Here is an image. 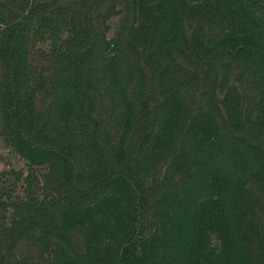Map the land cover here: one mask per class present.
<instances>
[{
  "label": "trees",
  "instance_id": "trees-1",
  "mask_svg": "<svg viewBox=\"0 0 264 264\" xmlns=\"http://www.w3.org/2000/svg\"><path fill=\"white\" fill-rule=\"evenodd\" d=\"M12 1L0 0V138L11 154L36 169L41 183L35 184L33 173L22 178L21 173L11 172L15 184L22 180L34 189L31 196L26 193L25 200L14 193L13 186L2 192L12 200L0 201V207L4 212L11 207L13 212L0 234L13 238L20 225L19 211L27 201L42 214L49 207H60L66 226L86 227L85 252H74L72 259L62 251L55 264H156L163 260L171 264H249L244 211L237 196L230 193L225 171L215 166L201 168L204 172L199 181L203 185L197 182L193 196L187 198L184 228L179 225L176 232L167 222V229L160 234H146L145 196L137 191L134 178L112 171L105 147L113 165H121L127 136L134 128V108L129 100L113 121L111 88L116 87L117 70L133 71L138 82L134 97L143 108L149 99L148 94V99L138 96L143 78L157 79L149 86L155 90L159 85L160 93L163 86L174 83L171 64L163 63L149 73L150 66H155L152 57L167 47L180 59L189 79L186 85L193 88L202 71L195 67L208 72L213 58L221 53L235 60L255 57L264 64V0H15L18 11L11 8ZM115 16L121 19L118 31L108 37L109 21ZM123 28L130 33L128 42ZM200 80L203 87L204 79ZM209 89L211 93L202 90L199 95L204 104L212 98V104L194 114L172 91L166 102L167 115L159 126L153 114L152 118L142 116L139 125L151 123V130L141 140L149 142L152 152H164L173 144L175 131L188 119L186 138L200 150L219 136L214 113L220 110L227 116L234 150H240L236 143L241 149L245 144L259 165L257 171H251L250 179L264 184V141L246 139L259 134H251L249 123L246 126L236 87H225L213 79ZM221 92L222 97L217 98ZM245 98L247 105L261 108L264 125V97L256 103L251 94ZM73 116L82 118L84 127L90 123V133L100 135L105 143L93 148L104 165L100 180L89 187H82L84 178L78 173L71 143L61 142L64 131L52 121L55 117L64 125ZM144 118L150 121L144 122ZM42 169L47 172L41 173ZM0 178L4 183L2 172ZM69 183L72 193L68 192ZM37 191L43 197L36 205ZM202 192L205 198L200 197ZM168 195L177 197L173 191ZM78 197L98 199V204L91 210L74 209L70 204ZM129 198L137 203L134 208L132 205L133 213L125 214L122 202ZM5 254L0 250V264L10 260L15 264L12 256Z\"/></svg>",
  "mask_w": 264,
  "mask_h": 264
},
{
  "label": "rangeland",
  "instance_id": "rangeland-1",
  "mask_svg": "<svg viewBox=\"0 0 264 264\" xmlns=\"http://www.w3.org/2000/svg\"><path fill=\"white\" fill-rule=\"evenodd\" d=\"M11 3V8L18 11L15 0ZM184 12L187 15L186 11ZM120 21L121 19L118 16L109 21L108 37L117 33ZM122 33L128 42L130 40L129 31L123 28ZM188 50H185V53ZM152 59H154L155 66H150L149 73L159 68L158 66L163 63L171 64L176 74L174 83L167 86V88L163 86L162 93H160L158 90L159 85L155 90L150 89L149 86L152 81L153 84L157 83V79L149 77L145 80L143 78L140 81V87L138 86V89H141L138 96L146 99L148 94L149 99L147 98L148 102L145 103V107L141 108L134 97L138 82L133 71L117 70L116 83H114L116 87L111 88L113 92L110 91L112 92L111 101L114 102L113 106L115 108L113 121L118 119L119 108L121 109L125 100H129L133 106L132 108H134V128H131L127 136V147L121 165H113L111 153L104 145L106 159L111 169H113L112 171L127 174L134 178L137 191L141 194V197L145 196V198L143 197L145 207L143 210V223L146 234H160L164 229H167V222H169L168 228L173 225L174 230L176 227V232H178L177 227L179 225L184 228L183 222L189 212L187 198L193 196L197 182L203 183V181H199L204 172V169L201 168L215 166L229 175L230 193L237 196L238 202L244 211L243 229L248 242L249 264H264V184L255 179H250L251 171H257L259 165L253 154L245 147L246 145L240 142L243 145L241 149V146L236 143V148L240 150H234V146L230 144L232 139L230 138L231 134L228 132L227 116L224 113L222 114L220 110L214 113L220 126V134L214 143L206 144L200 150L194 149L186 138L188 119L182 123L179 130L175 131V138L171 147L158 154L151 151V145L147 140H141V137L151 130V123L147 126L139 125L144 116L152 118V114L156 116L153 117L156 126L161 124L167 115L169 105L166 102L169 101L172 91L183 98L192 114L207 109L212 104V98L209 97L210 102L204 104L201 102L203 97L199 94L203 93L202 90L211 93L210 83L213 79H217L223 82L225 87L228 85L236 87L239 101H241L239 111L247 117L245 120L246 126L249 123L251 134L256 132L259 134L256 137L249 135L246 139L261 143L264 141V125L263 120L260 118L261 108L254 109L255 107L247 105L245 95L251 94L254 103L260 97H264V64L255 57L246 60H235V58L221 53L213 58L211 68L206 73L203 68L192 65L197 70H202L199 74L198 83L193 88V86L186 85L189 79L184 72V66L181 64L180 59L174 56V51L170 48L167 47V51L162 54L158 52ZM225 63L227 64L225 65ZM200 78L204 79L203 87H201ZM216 93L218 92L216 91ZM222 95L223 92L217 94V98L222 97ZM220 108L223 111V108ZM141 109H143V112ZM78 118L73 116L64 125L56 121L55 117H52V121L64 131L61 142L71 143L70 146L74 152L73 159L77 164L78 173L84 178L83 182L85 184L81 182L82 187H89V185L100 180V168L104 165L100 163V159L97 158V153H94L93 148L97 144L105 143H103L100 135L94 137L90 133V123L87 127H84L81 124L82 118H79L80 124ZM148 118H144V122H149ZM88 161L91 163H87ZM0 172L3 173V180H5L3 183L0 178V201L9 202L12 200L7 199L2 194L4 190L6 191L12 186L15 189L14 193L23 197V200H25L26 193L32 195V188L34 189V187L30 184L27 185L22 180H18L15 184V176L11 172L21 173L22 178L27 175L30 178L33 173L36 177L35 184L41 183V178L38 177L36 169L31 168L22 157L11 154L10 148L4 145L1 138ZM46 172L47 169L41 170V173ZM23 185L27 187L25 193L23 192ZM68 185H70L68 192L72 193V184L69 183ZM170 191L177 193V197L171 198L168 195ZM42 197V194L38 191L35 193L36 205L40 203ZM200 197L205 198L206 193L202 192ZM83 199L85 198L78 197L74 199L77 202L71 203L70 206L74 209L91 210L98 204V199ZM95 200L96 202H94ZM136 203H133L132 198L123 200V212L125 214L133 213L132 205L134 208ZM12 212L11 207L7 206L5 212L0 207V228L9 225ZM2 215L4 216L1 217ZM18 215L20 225L17 233L14 231L13 238L0 234V250L2 253H6L5 255L12 256L16 261L15 264H55V258L62 251L65 253L64 255L72 259L75 258L74 252L80 254L85 252L86 227L70 228L66 226L60 207H49L48 211L42 214L38 208L36 210L26 201L21 206ZM125 216L127 219L128 215ZM213 244L219 247V244L215 241ZM13 262V260H10L9 264ZM156 264L171 263L163 260Z\"/></svg>",
  "mask_w": 264,
  "mask_h": 264
}]
</instances>
